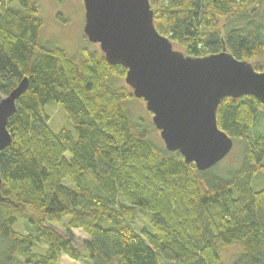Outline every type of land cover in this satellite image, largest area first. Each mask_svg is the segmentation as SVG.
I'll use <instances>...</instances> for the list:
<instances>
[{
    "label": "trees",
    "instance_id": "1",
    "mask_svg": "<svg viewBox=\"0 0 264 264\" xmlns=\"http://www.w3.org/2000/svg\"><path fill=\"white\" fill-rule=\"evenodd\" d=\"M149 2L156 30L186 55L264 57V0ZM42 26L39 0H0V94L28 79L0 152V264L79 260L72 230L86 236L91 264H224L227 247L237 248L234 264H264V182L252 187L264 175V131L252 134L264 105L224 98L217 124L240 143L239 160L198 170L153 140L149 118H133L123 66L97 49L45 44ZM48 104L66 127L51 129ZM140 211L149 224L136 230ZM17 220L34 229L14 230ZM44 243L45 252L32 250Z\"/></svg>",
    "mask_w": 264,
    "mask_h": 264
},
{
    "label": "water",
    "instance_id": "2",
    "mask_svg": "<svg viewBox=\"0 0 264 264\" xmlns=\"http://www.w3.org/2000/svg\"><path fill=\"white\" fill-rule=\"evenodd\" d=\"M84 35L98 43L110 65L126 69L124 81L145 102L164 146L186 163L206 170L231 151L234 141L218 127L216 112L226 97L251 95L264 105V71L225 48L202 57L173 48L153 23L149 0H83ZM24 77L0 100V152L12 142L7 129ZM1 184V177H0Z\"/></svg>",
    "mask_w": 264,
    "mask_h": 264
},
{
    "label": "rangeland",
    "instance_id": "3",
    "mask_svg": "<svg viewBox=\"0 0 264 264\" xmlns=\"http://www.w3.org/2000/svg\"><path fill=\"white\" fill-rule=\"evenodd\" d=\"M40 13L43 18V26L41 30L42 42L48 45H57L63 47L67 52L73 53L79 50L81 47H85L91 50H100L98 43L89 42L84 35L83 27L85 22V9L83 0H39ZM173 48L181 50V47L173 44ZM250 62L254 65L255 62L264 64V57L259 59H251ZM120 84H126L124 79L118 81ZM4 96L0 94V100ZM47 112L50 115L49 125L55 132L67 125V117L65 113L56 104H48ZM128 109L133 118H149L151 120L152 114L146 109L145 102L143 100L132 98L128 103ZM136 116V117H135ZM264 131V115L260 117L259 121L255 125L252 134L256 132ZM153 140L157 143L164 145L159 131L152 136ZM69 154L67 153V156ZM240 155V143L234 141L231 151L226 155L218 164L223 166H232L237 164ZM264 176V175H263ZM259 173L253 176L252 187L258 190L262 187L264 178ZM145 213V214H144ZM150 219V212L145 211L137 214L136 219L132 223L136 230H139L142 226H148ZM68 220V217L64 218V222ZM14 230L22 233L30 232L34 229L32 225L25 223L23 220H17L13 226ZM57 231L64 234V228L62 226L56 227ZM75 239L74 245L80 250L81 256L79 260L70 259L66 255L61 256L59 264H91L90 257L83 248V241L86 236L77 230H72ZM46 244H35L32 246L33 251L45 252ZM237 256V248L227 247L222 253V259L224 264H234Z\"/></svg>",
    "mask_w": 264,
    "mask_h": 264
}]
</instances>
